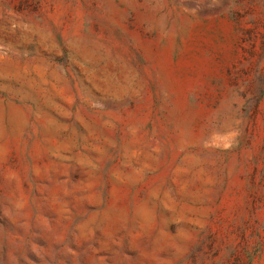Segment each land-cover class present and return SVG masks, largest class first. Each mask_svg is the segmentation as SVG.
I'll return each mask as SVG.
<instances>
[{
  "label": "rangeland",
  "instance_id": "374dc122",
  "mask_svg": "<svg viewBox=\"0 0 264 264\" xmlns=\"http://www.w3.org/2000/svg\"><path fill=\"white\" fill-rule=\"evenodd\" d=\"M0 264H264V0H0Z\"/></svg>",
  "mask_w": 264,
  "mask_h": 264
}]
</instances>
